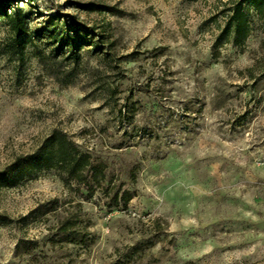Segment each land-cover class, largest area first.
Wrapping results in <instances>:
<instances>
[{"label":"rangeland","instance_id":"obj_1","mask_svg":"<svg viewBox=\"0 0 264 264\" xmlns=\"http://www.w3.org/2000/svg\"><path fill=\"white\" fill-rule=\"evenodd\" d=\"M9 1L27 19L0 15V168L59 129L104 177L2 186L0 264H264V2L233 45L232 0ZM72 25L92 33L70 57Z\"/></svg>","mask_w":264,"mask_h":264},{"label":"trees","instance_id":"obj_2","mask_svg":"<svg viewBox=\"0 0 264 264\" xmlns=\"http://www.w3.org/2000/svg\"><path fill=\"white\" fill-rule=\"evenodd\" d=\"M6 1L0 0V15L8 19L14 34L20 36L26 31L27 13L23 12L19 7L5 8ZM10 1L12 2L13 0ZM262 2L264 0H232L230 7H228L230 13L221 35H226L227 40L233 45H241L250 30L249 19L244 6L252 3L255 8L261 10L260 5ZM7 9L9 10L7 11ZM72 28H74L72 34L70 31L59 33L57 46V51L62 50L61 53L67 51L70 57L75 52L76 44L77 46L84 44L78 41L79 32L83 33L80 40L82 38L85 40L92 33L86 26L72 25ZM41 168L56 169L62 174L64 179L74 182L88 192L93 190L95 184H100L101 179L104 177V169L101 162L95 161L89 151L79 149L77 144L65 132L53 129L33 151L18 155L10 163L0 168V188L12 184L25 175H31ZM131 197L132 193L129 190L118 189L113 195L115 200L113 205L122 204L125 206ZM57 229L63 233L65 240L71 242H81L85 238L84 233H77L78 231L73 227V223L69 218H65L57 226Z\"/></svg>","mask_w":264,"mask_h":264}]
</instances>
